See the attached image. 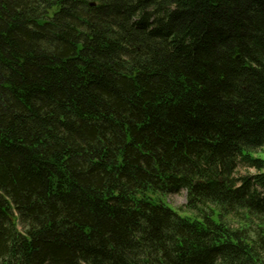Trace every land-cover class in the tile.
Segmentation results:
<instances>
[{"label":"trees","instance_id":"16d2710c","mask_svg":"<svg viewBox=\"0 0 264 264\" xmlns=\"http://www.w3.org/2000/svg\"><path fill=\"white\" fill-rule=\"evenodd\" d=\"M262 148L264 0H0V264H264Z\"/></svg>","mask_w":264,"mask_h":264},{"label":"rangeland","instance_id":"374dc122","mask_svg":"<svg viewBox=\"0 0 264 264\" xmlns=\"http://www.w3.org/2000/svg\"><path fill=\"white\" fill-rule=\"evenodd\" d=\"M253 157L255 158H260L264 160V148L262 149H258L253 153ZM255 172V169L253 168H246L243 166H238L237 168V175H245V174H252ZM185 192H182L181 194H175V195H170L167 197V201L169 203V205L173 208V209H177L176 211L178 212L183 211L184 210V205H185ZM179 211V212H180ZM178 212V213H179ZM180 214V213H179Z\"/></svg>","mask_w":264,"mask_h":264}]
</instances>
